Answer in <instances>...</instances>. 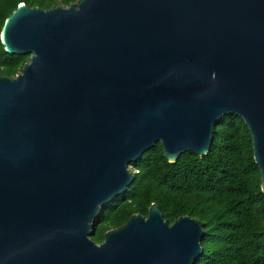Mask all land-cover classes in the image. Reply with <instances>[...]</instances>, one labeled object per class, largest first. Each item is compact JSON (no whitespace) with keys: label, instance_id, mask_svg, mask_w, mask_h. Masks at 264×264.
<instances>
[{"label":"water","instance_id":"water-1","mask_svg":"<svg viewBox=\"0 0 264 264\" xmlns=\"http://www.w3.org/2000/svg\"><path fill=\"white\" fill-rule=\"evenodd\" d=\"M0 42L30 54L0 75V264H194L197 218L152 203L100 243L94 221L145 150L205 155L227 114L264 193V0L20 2Z\"/></svg>","mask_w":264,"mask_h":264},{"label":"trees","instance_id":"trees-1","mask_svg":"<svg viewBox=\"0 0 264 264\" xmlns=\"http://www.w3.org/2000/svg\"><path fill=\"white\" fill-rule=\"evenodd\" d=\"M75 1L0 0V30L20 2L48 9ZM29 57L6 52L0 42V75L13 77ZM129 165L135 179L101 207L93 241L100 243L107 230L125 223L133 213L147 215L155 203L169 224L184 215L202 222L203 252L194 264H264V193L242 118L222 116L213 126L205 155L186 151L168 162L157 142Z\"/></svg>","mask_w":264,"mask_h":264}]
</instances>
